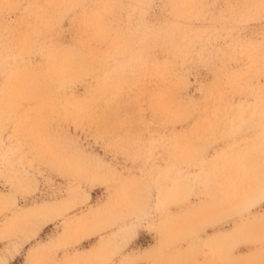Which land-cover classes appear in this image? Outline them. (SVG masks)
Returning <instances> with one entry per match:
<instances>
[{
  "label": "rangeland",
  "instance_id": "rangeland-1",
  "mask_svg": "<svg viewBox=\"0 0 264 264\" xmlns=\"http://www.w3.org/2000/svg\"><path fill=\"white\" fill-rule=\"evenodd\" d=\"M0 264H264V0H0Z\"/></svg>",
  "mask_w": 264,
  "mask_h": 264
},
{
  "label": "bare ground",
  "instance_id": "bare-ground-1",
  "mask_svg": "<svg viewBox=\"0 0 264 264\" xmlns=\"http://www.w3.org/2000/svg\"><path fill=\"white\" fill-rule=\"evenodd\" d=\"M67 1V0H66ZM77 1V0H76ZM95 1V0H94ZM72 2V1H71ZM100 2V1H99ZM90 3H92V2H90ZM105 3V2H104ZM61 4V3H60ZM64 5H65V3H64ZM121 5V4H120ZM63 6V5H62ZM124 6V5H123ZM69 7V6H68ZM72 7V6H71ZM77 7V6H76ZM121 7H122V5H121ZM120 7V8H121ZM70 9V8H69ZM64 10V9H63ZM98 10V9H97ZM121 11H123L122 9H120ZM125 11V10H124ZM68 12V11H67ZM85 12V11H84ZM94 13H95V11H94ZM133 13H134V11H133ZM79 15H80V13H79ZM120 15V14H119ZM135 15V14H134ZM61 16V15H60ZM57 17V16H56ZM58 18V17H57ZM56 18V19H57ZM69 18V17H68ZM95 18V17H94ZM128 18V17H127ZM127 18H126V20H127ZM61 19V18H60ZM67 19V18H66ZM75 19V18H74ZM120 19V18H119ZM118 19V20H119ZM55 20V19H54ZM58 20V19H57ZM105 20V19H104ZM103 20V21H104ZM121 20V19H120ZM123 20V19H122ZM53 21V20H52ZM56 21V20H55ZM112 21V20H111ZM106 22V21H105ZM108 22V21H107ZM52 23V22H51ZM113 23V22H112ZM109 26V25H108ZM108 26H106V27H108ZM56 27H57V25H56ZM106 27H105V29H106ZM119 27V26H118ZM59 28H61V27H59ZM110 28H111V26H110ZM54 29V28H53ZM62 30V29H61ZM107 30H108V28H107ZM109 31V30H108ZM111 31V30H110ZM84 32V31H83ZM115 32V31H114ZM128 32V31H127ZM121 33V32H120ZM72 34V33H71ZM57 35V34H56ZM86 35V34H85ZM98 35V34H97ZM109 35H110V33H109ZM109 35H107V36H109ZM79 36V35H78ZM77 36V37H78ZM80 37V36H79ZM115 37V36H114ZM113 37V38H114ZM120 37V36H119ZM128 37V36H127ZM87 38V37H86ZM92 38V37H91ZM96 38V37H95ZM99 38V37H98ZM109 38V37H108ZM112 38V39H113ZM123 38V37H122ZM83 39V38H82ZM92 39H94V38H92ZM121 39V38H120ZM99 40H100V38H99ZM126 40V39H125ZM80 41H81V39H80ZM124 41V40H123ZM127 41V40H126ZM131 41V40H130ZM125 42V41H124ZM50 43V42H49ZM97 43V42H96ZM105 43V42H104ZM99 44V43H98ZM127 44V43H126ZM55 45V44H54ZM86 45V44H85ZM117 46V45H116ZM126 46V45H125ZM84 47V46H83ZM120 47H122V46H120ZM189 47V46H188ZM58 48V47H57ZM90 48V47H89ZM179 47H177V49H178ZM91 49V48H90ZM121 49V48H120ZM181 49V48H180ZM84 50V49H83ZM92 50V49H91ZM96 50V49H95ZM115 50V49H114ZM119 50V49H118ZM61 51V50H60ZM59 51V52H60ZM115 51H117V50H115ZM126 51V50H125ZM76 52V51H75ZM83 52V51H82ZM85 52V51H84ZM121 52V51H120ZM72 53V52H71ZM87 53V52H86ZM73 54V53H72ZM126 54V53H125ZM73 56V55H72ZM71 56V57H72ZM52 57V56H51ZM62 57H64V56H62ZM74 57V56H73ZM99 57V56H98ZM119 57H122L121 55H119ZM194 57V56H193ZM96 59V58H95ZM100 59V58H99ZM103 59V58H102ZM101 59V61H103ZM112 59V58H111ZM79 60V59H78ZM142 60V59H141ZM95 61V60H94ZM139 61V60H138ZM49 62V61H48ZM53 62V61H52ZM73 62V61H72ZM80 62V61H79ZM86 62V61H85ZM107 62V61H106ZM113 63H114V61H112ZM111 62V63H112ZM172 62H173V60H172ZM96 63V62H95ZM98 63H99V61H98ZM128 63V62H127ZM135 63V62H134ZM177 63V62H176ZM63 64V63H62ZM78 64V63H77ZM85 64V63H84ZM107 64V63H106ZM118 64V63H117ZM48 65V64H47ZM102 65V64H101ZM122 65V64H121ZM125 65V64H124ZM177 65V64H176ZM181 65V64H180ZM56 66H57V64H56ZM78 66V65H77ZM82 66V65H81ZM107 66V65H106ZM118 66V65H117ZM123 66V65H122ZM126 66V65H125ZM171 66V65H170ZM173 66V65H172ZM85 67V66H84ZM88 67V66H87ZM102 67V66H101ZM127 67V66H126ZM177 67V66H176ZM65 68V67H64ZM70 68V67H69ZM93 68V67H92ZM137 68H140L139 66L137 67ZM172 68V67H171ZM47 69V68H46ZM52 69V68H51ZM60 69H63V68H60ZM104 69V68H103ZM136 69V68H135ZM175 69H177V68H175ZM71 70V69H70ZM81 70V69H80ZM91 70V69H90ZM102 70V69H101ZM65 71H67V70H65ZM75 71H77L76 69H75ZM82 71V70H81ZM95 71V70H94ZM97 71V70H96ZM71 72H72V70H71ZM65 73H67V72H65ZM64 73V74H65ZM73 73V72H72ZM112 73V72H111ZM132 73V72H131ZM67 74H69V72L67 73ZM71 74V73H70ZM84 74V73H83ZM66 75V74H65ZM74 75V74H73ZM105 75V74H104ZM154 75V74H153ZM89 76V75H88ZM155 76V75H154ZM61 77V76H60ZM76 77V76H75ZM87 77V76H86ZM100 77V76H99ZM156 77V76H155ZM167 77V76H166ZM169 77V76H168ZM172 77H173V75H172ZM72 78V77H71ZM133 78H134V75H133ZM132 78V79H133ZM156 79V78H155ZM73 80V79H72ZM122 80V79H121ZM124 80L126 81L127 80V77H126V79L124 78ZM171 80V79H170ZM132 81V80H131ZM67 82V81H66ZM160 82H162V81H160ZM166 82V81H165ZM111 83V82H110ZM159 83V82H158ZM167 83V82H166ZM174 83H175V81H174ZM179 83V82H178ZM50 84H51V81H50ZM135 84V83H134ZM123 85V84H122ZM127 85V84H126ZM136 85V84H135ZM124 86V85H123ZM138 87V86H137ZM160 87V86H159ZM188 87V86H187ZM128 88V87H127ZM142 88V87H141ZM110 89V88H109ZM108 89V90H109ZM131 89V88H130ZM136 89H138V88H136ZM154 89V88H153ZM175 89V88H174ZM182 89V88H181ZM180 89V90H181ZM115 91H117V90H115ZM122 91H124V90H122ZM127 91V90H126ZM159 91V90H158ZM107 92V91H106ZM132 92V91H131ZM146 92V91H145ZM157 92V91H156ZM161 92V91H160ZM108 93V92H107ZM119 93V92H118ZM134 93V92H133ZM171 93V92H170ZM169 93V94H170ZM172 93H173V91H172ZM120 94V93H119ZM128 94V93H127ZM135 94H136V92H135ZM143 94H144V91H143ZM149 94V93H148ZM147 94V95H148ZM155 94V93H154ZM157 94V93H156ZM142 95V94H141ZM168 95V94H167ZM178 95H179V93H178ZM144 96V95H143ZM142 96V97H143ZM155 96V95H154ZM174 96V95H173ZM176 96V95H175ZM150 97V96H149ZM170 97H172L171 95H170ZM127 100V99H126ZM129 100V99H128ZM90 101H91V99H90ZM96 103V102H95ZM196 104V103H195ZM197 105V104H196ZM193 106V105H192ZM114 107V106H113ZM92 108V107H91ZM115 108V107H114Z\"/></svg>",
  "mask_w": 264,
  "mask_h": 264
}]
</instances>
